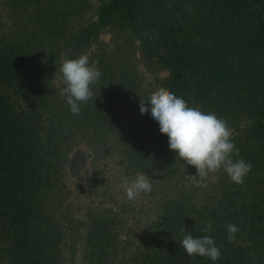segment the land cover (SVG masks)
I'll return each instance as SVG.
<instances>
[{"label": "trees", "instance_id": "obj_1", "mask_svg": "<svg viewBox=\"0 0 264 264\" xmlns=\"http://www.w3.org/2000/svg\"><path fill=\"white\" fill-rule=\"evenodd\" d=\"M90 6L0 0V264H213L180 248L182 231L211 235L222 253L216 264H264V0H111L106 17L86 25ZM106 28L120 45L93 44ZM135 41L168 71L158 90L227 122L233 159L252 165L242 184L222 169L194 178L195 167L140 113L151 94L134 65ZM81 55L102 75L73 115L59 68ZM78 147L92 167L112 157L124 180L150 178L141 229L128 223L130 203L72 196L65 171ZM207 224L211 232H201ZM229 224L238 226L231 240Z\"/></svg>", "mask_w": 264, "mask_h": 264}, {"label": "clouds", "instance_id": "obj_2", "mask_svg": "<svg viewBox=\"0 0 264 264\" xmlns=\"http://www.w3.org/2000/svg\"><path fill=\"white\" fill-rule=\"evenodd\" d=\"M59 71L64 84L61 94L69 111L79 115L81 105L93 96L91 86L102 75L98 61H90L87 55L65 59ZM144 102L140 104V113L150 115L160 133L167 136L169 150L175 152L177 158L195 167L197 175H192L194 178L206 177L210 172L222 169L233 183L244 182L252 165L243 159H233V153L238 155L239 149L225 120L213 112L189 107L182 97L164 89L155 91L146 100L147 103ZM124 185L129 200L152 191L150 178L144 174H138L130 181L126 179ZM211 230L212 225L207 224L201 232L210 233ZM226 231L231 240L238 226L229 224ZM178 244L188 256L206 257L213 264L222 255L211 235L194 236L191 232L182 231Z\"/></svg>", "mask_w": 264, "mask_h": 264}, {"label": "rangeland", "instance_id": "obj_3", "mask_svg": "<svg viewBox=\"0 0 264 264\" xmlns=\"http://www.w3.org/2000/svg\"><path fill=\"white\" fill-rule=\"evenodd\" d=\"M89 1L91 6L85 18L86 25L99 23L103 17H106L107 7L111 2V0ZM1 18L2 11L0 9V20ZM141 28L145 30V34L154 38V43L160 45L164 43L163 34L151 24L143 23ZM98 39L93 44H104V46L112 48H115V45L121 44V39L117 37L112 28L104 29ZM93 46L95 45L91 44V48ZM134 52V65L140 78L143 80L142 86L144 90L152 94L159 89V83L168 77V71L157 64L156 58L149 60L144 58L138 41L134 43ZM210 178L209 182L207 179V183L204 184V188L201 191L203 189L209 191L211 189L210 185H214L216 181L215 175L210 176ZM65 181L73 197H77V192H82L84 198L93 197L96 200L95 202L98 203L110 200L109 202L122 201L135 206L137 209L136 213L135 215L132 214V217L130 216L128 221L135 231L141 229L143 220L151 212L152 207L148 205L150 203L149 200L151 201L149 194H141L134 200L127 198L124 185L125 180L117 173L112 157L101 158L98 165L92 167L88 151L84 147H78L70 155L65 171ZM95 188L97 192L93 191ZM105 197L109 199H104Z\"/></svg>", "mask_w": 264, "mask_h": 264}]
</instances>
